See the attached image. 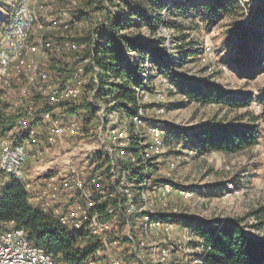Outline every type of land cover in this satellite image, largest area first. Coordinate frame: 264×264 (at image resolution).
<instances>
[{
  "label": "built area",
  "instance_id": "built-area-1",
  "mask_svg": "<svg viewBox=\"0 0 264 264\" xmlns=\"http://www.w3.org/2000/svg\"><path fill=\"white\" fill-rule=\"evenodd\" d=\"M57 2L18 0L3 24L0 93L3 90L13 92L18 86L22 110L7 135L0 131V196L13 184L23 186L34 208L54 216L70 236L76 237L77 249L83 253L86 246L90 247L80 264H187V253L191 255L190 264H204L202 241L196 240L190 245L192 248L187 247L182 243L192 241L187 236L190 234L185 233L182 240L176 242L174 229L180 230V226L161 218L167 197L188 199L192 196L190 190L178 189L168 182L151 196L148 187L152 178L151 158L163 152L168 130L161 124L148 123L143 106L130 120L131 133L127 127H109L107 144L103 139L101 148H87L83 167L66 169L64 174L51 171L31 179L27 175L28 145L34 147L31 156L40 158L49 153L55 138L63 141L83 136L81 122L55 120L48 107L82 96L84 65L90 62V57L71 56L86 47L68 35L80 21L66 10L59 17L55 13ZM62 54H67L71 61L82 60L73 69L71 84L61 85L58 72L49 64ZM157 94L163 98L159 92ZM36 95L40 96L39 103L34 100ZM89 99L93 106L101 108L99 114L103 115L104 107L95 103L94 96ZM162 112L163 108L158 110ZM128 138L131 141L134 138L135 142L136 156L132 161H137L144 171L138 186L129 178L131 170L122 169L128 162V153H133L128 151L131 147L126 145ZM173 146L180 150L182 144L174 143ZM100 153L107 156L105 164ZM174 168L171 161L169 171ZM239 189H231L227 194L237 193ZM152 197L159 208L154 206ZM175 213H179L178 208H171L170 214ZM0 264L63 263H57L50 254L32 245L27 232L10 222L0 228Z\"/></svg>",
  "mask_w": 264,
  "mask_h": 264
},
{
  "label": "trees",
  "instance_id": "trees-1",
  "mask_svg": "<svg viewBox=\"0 0 264 264\" xmlns=\"http://www.w3.org/2000/svg\"><path fill=\"white\" fill-rule=\"evenodd\" d=\"M86 1L87 8L105 7L104 0ZM171 1L172 3L169 4ZM109 4L114 11L109 9L108 27L105 32L100 34L98 29H92L81 37L68 34L72 36V38L70 36L72 40L86 45L81 53L76 52L71 56L90 57V62L84 65V70L94 71L97 82L91 80L89 87L91 90L96 89L94 93L96 101L105 102V111L108 115L118 111L131 120L138 113L139 108L144 107L142 94L157 91L153 81L158 74L169 79V83L174 87L182 88L188 101L200 104L215 103L236 109L248 107L251 104L252 96L239 97L212 82L200 83L184 77L177 65L170 60L168 48L162 39L145 40L141 32L145 30L149 35H155L163 22V10H167L168 14L177 18L187 17L190 13L194 15V11L199 10L201 17L209 16V22H215L224 13H228L232 15L235 22L233 29L225 38L226 63L237 75L253 77L262 71L264 63V58L259 54L260 49L264 48V26L258 24L263 21V0L258 1L257 14L248 23L240 20L244 14L241 13V16L238 14V9L239 11L246 9L245 0H109ZM92 13L81 6H76V10L71 15L81 20ZM167 24H171L176 29L181 26L171 21ZM259 29H262L261 32ZM179 40L182 41L183 37ZM132 52H136L138 56L129 57ZM148 53L152 54L148 62L155 68H150L149 74L153 75L145 79L142 64ZM202 53L203 49L196 48L189 55L198 56ZM254 55L259 57L257 62ZM81 61H71L69 65L67 54H62L58 59H52L49 64L58 72L61 85H65L71 79L76 64ZM82 98L83 96L72 101H80ZM34 100L39 103L40 96H34ZM259 101L264 106V100L260 98ZM67 102L63 103L65 113L80 115L83 109L88 119H93L100 109L93 106L87 99L73 107ZM19 110L21 111L20 108ZM18 116V113L8 112L0 103L2 135L10 132ZM249 120V124L240 122L242 120L239 118L236 120L239 123H205L175 128L173 133L166 126L164 127L168 130V139L173 144L181 143L188 150L199 154L210 152L229 154L238 153L257 144L260 136L259 127L256 124L258 117L252 115ZM129 150L136 153L134 147ZM122 169L131 170L129 178L137 186L142 182L144 171L138 163L129 161L123 165ZM166 182L169 181H163V183ZM169 183L174 186L173 182ZM235 186V188L240 187ZM253 214L256 221L250 227L257 230V235L247 232V223L243 217L206 222L192 220L181 214L163 213L161 218L178 225H183L181 222L191 223L189 228L192 229L194 237L201 240L204 245V264H264V204L254 210ZM10 222L24 229L29 242L50 254L57 263L80 264L90 251V247L86 246L82 253L76 248V237L70 236L54 216L32 207L28 191L19 184H13L0 196V228Z\"/></svg>",
  "mask_w": 264,
  "mask_h": 264
},
{
  "label": "rangeland",
  "instance_id": "rangeland-1",
  "mask_svg": "<svg viewBox=\"0 0 264 264\" xmlns=\"http://www.w3.org/2000/svg\"><path fill=\"white\" fill-rule=\"evenodd\" d=\"M258 1L260 0H245L246 9L243 5L244 9L242 11L238 9L240 16L241 13L244 14L240 20H244L247 23L248 21L250 22L253 16L257 14ZM86 2V0H58L56 3L57 9L55 13L59 17L65 10L71 15L76 10V6H81L84 10L93 12L91 15L79 20L80 24L72 29L71 33L76 37L86 35L92 29H98L100 34L105 32L108 27L109 11H114L113 7L109 4V0H104L105 7L101 9H97L96 7L87 8ZM1 3L9 11L8 6L14 5V0H0ZM171 3L172 1L169 2V4ZM194 12V15L190 13L187 17L177 18L168 14L167 10H163V22L160 24L157 33L151 36L144 30L141 32L142 38L151 41L162 39L164 45L168 48L170 60L177 65V68L184 77L200 83L212 82L223 90L236 94V96H252L253 100L248 107L238 109L215 103L200 104L195 101H188L182 88L178 89L174 87L169 83V79L165 78L162 74H158L153 81L157 91L154 93L144 92L142 94L148 123L161 124L173 133V129L175 128L192 127L205 123H239L236 121L239 118L242 120L240 122L249 124V119L254 115L258 117L256 124L259 127L260 136L257 144L253 147L238 153L229 154L221 152L199 154L190 151V149L188 150L185 145L180 150H177L173 146V143H171V140L168 139L163 152L151 158L152 178L149 181L148 187L151 196H153V192L159 186L165 184L163 181L165 182L166 180L173 182L176 188L190 190L192 193V196L188 199L177 196L167 197V206L163 207L162 210L164 213L170 214L171 208L177 207L179 210L178 214L187 216L192 220L206 222L243 217L247 223V232L257 235V230L250 226L256 221L253 211L264 204V106L259 101L260 98L264 100V63L262 71L253 77H241L232 72L226 63L227 54L224 46L225 38L234 27L233 23L235 20L232 15L224 13L217 21L209 22L208 15L201 17V11L196 10ZM262 18L263 21L258 22V24L264 26V16ZM168 21H171V23L177 22L181 26L177 29L173 28L171 24H167ZM261 30L259 29V32ZM180 37H183L182 41L179 40ZM2 40L3 36L0 34V41ZM207 47L210 48V51H206ZM196 48L199 50L203 49V53L198 56H190L189 54L192 50H196ZM259 54L264 58V48L260 49ZM151 55V53H148L145 62L142 64L144 65L143 75L145 79L153 75L149 74L150 68H155L153 64L148 62ZM136 56H138L136 52H132L129 55L131 58H135ZM254 58L256 62L259 60L257 55H254ZM68 62L70 65L71 59L68 58ZM88 70H85L83 81V98L80 101L67 102L70 103L69 106L71 107L78 106L79 103L82 104L86 99L90 102L89 96H94L96 89L91 90L89 86L91 80L95 81V72L90 69ZM71 83V79L67 81V84ZM15 87L13 92L3 90L0 93V100L8 112L19 114L20 100L17 96L19 87ZM158 92L163 98L158 96ZM42 103L46 104L45 101ZM95 103L100 104L106 109L105 102L95 100ZM48 107L52 111V117L55 120L63 122L76 119L81 122L83 136H72L64 139L63 142L55 138V145L46 156H41L40 158L31 156L34 153V147L28 145V152L30 153L29 164L27 163L28 167L26 164L28 169H34L36 166L39 168L44 167L49 162H52L53 165L57 163L58 166L62 158L66 156L73 157L75 155L76 147L79 144L91 149L101 148V140L105 139L106 144L107 141L109 142V127H127V131L129 130V133H131L130 125L132 123L130 119L118 111L111 112L109 115L105 111L103 115H100V108L93 119H88L83 109L80 115H70L63 111V103L58 106ZM161 108H163V112L158 113V110ZM47 133L46 137H48ZM25 136L26 134L22 137L24 140L25 138L27 139ZM126 145L133 148L135 142L131 141V138H128ZM129 149L128 151L132 152ZM133 153H128V162L132 161V157L136 156ZM79 157L80 155L77 158ZM43 158L44 160L40 162L39 159ZM106 158V154H103L104 164ZM171 161L174 162L175 168L169 171V163ZM132 162L136 163L137 161ZM83 165L84 162H80L79 164L73 162L63 168L55 167L57 169L52 171L60 173L66 169L83 167ZM106 167L108 168V166L104 167L105 170H107ZM167 173L171 175L167 176ZM235 185L240 186L239 192L227 194L229 190L237 189ZM152 199L154 200V197ZM153 204L159 208L155 200ZM181 223L183 225L175 223L178 227L180 226V230L174 229V240L179 242L183 238L182 235L188 233L190 235L187 236H190L192 242L184 243V241L182 244H186L187 247L192 248L198 239L194 237L192 229L189 228L191 223ZM189 254L187 253L185 258L187 264L191 262V255ZM178 261L180 262L181 260L179 259Z\"/></svg>",
  "mask_w": 264,
  "mask_h": 264
},
{
  "label": "crops",
  "instance_id": "crops-1",
  "mask_svg": "<svg viewBox=\"0 0 264 264\" xmlns=\"http://www.w3.org/2000/svg\"><path fill=\"white\" fill-rule=\"evenodd\" d=\"M18 0L14 1L17 2ZM14 5L12 4L11 6H8L9 8V11L6 10L3 6V3L0 4V34L3 36V24L7 21L8 17L10 16V14L12 13L13 11V7ZM4 37V36H3ZM3 41V40H2ZM0 41V43L2 42ZM64 141V140H63ZM61 141V142H63ZM168 141V140H167ZM60 142V143H61ZM88 147H84L83 145L79 144L77 147H76V150H75V155L72 157H68L66 156L65 158H62L61 160V163L58 164L57 166V163L55 165H53L52 162H49L48 165L44 166V167H35L34 169H28V164H27V167H25V170L27 172V175L29 176V178H35V177H42L44 176L45 174L51 172L52 170H56L57 168H63L65 166H68L70 163H73V162H76L77 164H79L80 162H82V160L84 159V156H85V151L87 150ZM78 155H80L79 158ZM43 159H40L39 161H43ZM60 162V161H59ZM57 167V168H55ZM66 170L60 172L62 174H64ZM33 205V204H32Z\"/></svg>",
  "mask_w": 264,
  "mask_h": 264
}]
</instances>
